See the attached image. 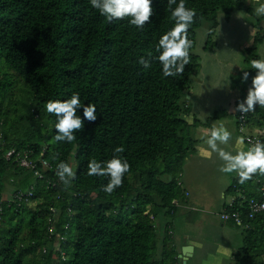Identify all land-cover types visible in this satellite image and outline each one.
Segmentation results:
<instances>
[{
  "label": "trees",
  "instance_id": "1",
  "mask_svg": "<svg viewBox=\"0 0 264 264\" xmlns=\"http://www.w3.org/2000/svg\"><path fill=\"white\" fill-rule=\"evenodd\" d=\"M242 5L243 0H185V7L196 10L188 30L193 42L189 62L179 77H164L149 54L155 55L157 37L173 23L169 8L175 3L152 0V15L138 29L127 17L105 21L89 0H0L1 150L30 148L33 159L41 152L49 163L43 168L36 160L29 168L0 156V194L6 183L14 184L10 197L0 199V264L178 263L172 223L166 221L160 229L155 218L160 212L173 217L185 198L182 164L195 151L200 123L185 118L183 101L199 68L192 51L195 30L207 21L206 44L212 43L217 13L228 18ZM263 40L260 28L254 49ZM252 50L245 48L249 80L241 81L240 72L232 81L238 99L255 70L250 60L259 58ZM138 56L149 58V67L137 63ZM74 91L83 103L96 105V119H84L77 109L82 127L74 130L73 141H53L54 117L44 102ZM247 121L263 125L264 106L254 105ZM118 145L124 151L116 155L130 167L120 186L106 193L99 188L106 178L87 175L86 163L107 159ZM58 160L76 172L68 185L54 175ZM260 186L262 173L242 184L235 175L225 189L234 202L223 207L240 213L241 226L261 222L264 241V211L247 217L245 201L258 196ZM17 190L31 193L13 199ZM254 246L253 264H264V247Z\"/></svg>",
  "mask_w": 264,
  "mask_h": 264
},
{
  "label": "clouds",
  "instance_id": "2",
  "mask_svg": "<svg viewBox=\"0 0 264 264\" xmlns=\"http://www.w3.org/2000/svg\"><path fill=\"white\" fill-rule=\"evenodd\" d=\"M168 4L175 3V7L169 8L170 17L173 21L167 30L157 37L154 45V59L159 63V70L164 77H179L184 71V65L189 62V48L192 40L189 39V27L196 16V10L192 7H185V0H167ZM152 0H89V4L96 9L98 14L103 16L105 21L111 22L114 19L127 17L130 25L138 29L144 27L145 22L152 15ZM255 12L264 15V0L257 5ZM150 59L145 56H138L137 63L144 68L149 67ZM250 67L255 69L251 76L245 95L237 99L234 106L241 114L253 111L254 105L264 106V58H252ZM240 80H249V73L243 71ZM228 82V81H227ZM88 121L96 119V105L89 101L83 103L78 92H72L64 98H53L44 102V110L51 113L52 139L59 142H70L75 137L74 130L82 127L81 115ZM232 133L223 125H214L208 130L206 137V148H201L204 156H211L215 153L222 162L218 165L221 173H235L239 183L250 179L251 174L259 172L264 174V140H257L247 148H241L235 152L227 151L221 145L228 144ZM122 146L113 148V155L105 160L89 159L86 163V172L89 176L105 177L106 182L101 183V191L111 193L122 183V177L129 170V162L122 155ZM54 175L64 185H68L75 177L74 168L64 160H58L55 164Z\"/></svg>",
  "mask_w": 264,
  "mask_h": 264
},
{
  "label": "rangeland",
  "instance_id": "3",
  "mask_svg": "<svg viewBox=\"0 0 264 264\" xmlns=\"http://www.w3.org/2000/svg\"><path fill=\"white\" fill-rule=\"evenodd\" d=\"M247 2H251V4H253V0H245V4ZM236 14L238 15L235 16V18L238 16L239 18H236V20L234 18L235 21L233 20V23L235 25H233L231 28L235 34H232L231 30L229 31L225 27V23L223 19L224 14L221 11L217 13L216 15L217 24L214 27V31L210 37L211 40H215V42L214 41L212 43L208 42L206 44L207 30H208L207 21L204 20L196 28L195 42L192 47V51L198 57L199 68L196 75L191 76L190 86L183 100L184 102L188 101L189 103H192L193 99L190 100L187 94L189 92H192L193 89L194 91H196L199 88V86H202L201 89L204 91L205 94L203 95L201 93L200 94L201 100L196 101V103H199V105L197 106H200V109H196V110H200V113H204V115L208 114L212 118L218 115L224 116V118L227 119L229 123L233 122V118L230 114H225V111H227L229 105L228 103L230 101V96L232 95V92L234 91L235 93L234 88L236 87L235 85H233L232 81L234 80V78H237L240 75L239 70L242 67H246L245 57L247 56V53L244 47L247 46L253 47V50L251 52L254 53L256 52V49H258L257 47L260 46L257 43L256 44L257 47L254 49V46L251 45L253 42V37L250 36L251 34L249 33V27L246 28L241 25L240 18L242 16V10L237 9ZM218 35H220L219 40L217 38ZM224 36H226V39H228L227 42L226 40L225 41L222 40ZM246 42L248 44H246ZM244 44L245 46H243ZM262 45L264 46V42L262 43ZM234 62L237 64L235 68L232 67ZM229 88H233V89L229 91ZM199 91L200 90H197V92ZM202 121L203 119L200 120V123H202ZM201 135L202 134L200 133V139L204 140L205 142L206 135L203 136ZM221 147H224L225 150L227 151H232V152L236 151L235 149L232 148V144L229 142L228 144L221 145ZM197 155L198 154L193 153L192 155H190V157H186L183 161L180 179L181 181L185 182V185L187 183H190L191 185L197 187L199 184L195 185L193 183H195V181H198L200 179L199 178L200 176L203 177L201 179H203L204 181L206 179H209L213 183L216 180H220V184L224 182L221 180L229 179V175H231L232 173H221L220 171H218V165L222 162L219 160V158L215 153H213V155L210 158H204ZM199 165L201 166L205 165V166L203 168H199L198 167ZM13 188H14V184L6 183L3 187L2 193L0 194L1 196L0 199H7L8 197H10L11 190ZM219 199L217 198V200ZM215 200L216 199L213 198L212 202H209L213 207H209L210 211L207 213L209 215L206 218L207 219L210 218L214 225H219L220 219L215 214L217 212L215 207L218 208V205H216ZM195 213H199L197 209H193L191 210V212H189L183 206V203L180 202L173 217L163 215L160 212V215H157L155 219L160 229L163 228V225L166 221H170L174 229V234H175L174 236H179V239H181V236L183 235V231H186L185 222L187 216L192 215L193 218L195 217L194 216ZM194 225H196V223L192 222L188 224V226H190L191 228L194 227ZM210 229L211 230L209 231V229H207L206 226L203 227V230L209 233L207 234L208 242H210L209 245L210 247L208 248V252L206 253L207 248L204 249L203 254H201V252H198L195 256L196 257L195 260L189 261L187 264H221V261H225L224 264H236L235 261H234L235 263L234 262L232 263L227 259H223L222 255L219 254L220 249L218 245L215 243L216 239L218 238L216 236L219 235H214V232L212 234V228ZM225 245L227 246L230 245L236 248L238 246V241L232 238L231 240L225 241ZM220 253L226 256L225 253L223 252ZM261 258L264 259L262 256ZM177 264H185V263H183L182 259L180 258ZM237 264H243V263H237Z\"/></svg>",
  "mask_w": 264,
  "mask_h": 264
},
{
  "label": "crops",
  "instance_id": "4",
  "mask_svg": "<svg viewBox=\"0 0 264 264\" xmlns=\"http://www.w3.org/2000/svg\"><path fill=\"white\" fill-rule=\"evenodd\" d=\"M255 2V3H254ZM261 2V0H253V4L251 2H247L245 4V0H243V5L242 7L240 6L239 8L233 9L229 15L228 18H223L225 27L231 32L232 34H235L234 31H232V26L235 25L233 23V20L236 14L237 9L242 10V16L240 18L241 25L244 27H249V33L251 34L250 36L253 37V42L251 45L254 44V36L257 33V31L261 28H264V15H259L255 12V8L257 5ZM246 5V6H245ZM247 6L249 8H247ZM236 18H239L236 17ZM235 18V20H236ZM249 19V20H248ZM234 20V21H235ZM219 36H217L219 40ZM228 36V35H226ZM226 36L222 38L223 41L226 39ZM215 42V40H213ZM264 42H258L259 47L256 49V53L259 58H264V46L262 43ZM220 43V42H219ZM230 43V42H229ZM246 44H248L246 42ZM245 46V44L243 45ZM248 47V46H247ZM250 47V46H249ZM255 47V48H256ZM246 48V47H244ZM230 49V47H229ZM233 50V49H232ZM258 51V52H257ZM237 64L234 62L232 67L235 68ZM246 70V67H242L239 71L243 72ZM234 72V71H233ZM239 72V73H240ZM255 73V70H254ZM254 73L252 75H254ZM235 74V73H234ZM250 75V78L251 76ZM202 86H199L197 90H200L199 92L193 91L189 92L187 96L189 97L190 100H192V103H189L188 101L185 102V105L187 107V112L185 114V118L188 121H191L193 118H198L199 120L203 119L202 123H199L196 128L194 135H196V145H195V151L193 152L194 154H198L197 156L204 157V158H210L211 156H204L201 153V148H206V140L200 139V133L203 135H208V130L213 127L214 125H219L223 124L231 133V139L229 143L232 144V148L235 149L236 151L241 149V148H247L248 145L244 139V134L238 130V125H237V118L234 115V109L235 106V101L238 99L240 93L237 88L232 92V95L230 96V101L229 105L227 108V111H225V114H230L233 118V122L229 123L227 119L224 118V116H214L213 118L209 116L208 114L204 115V113H200L199 103H196V101L201 100V93L204 95V91L201 89ZM233 88H229V91L232 90ZM193 106V107H192ZM198 111V112H197ZM234 116V117H233ZM222 117V118H221ZM250 129L251 128H257V125L254 124H249ZM240 134V135H239ZM243 136V137H242ZM203 138V137H202ZM205 139V138H204ZM192 153V154H193ZM190 154V155H192ZM190 155L188 157H190ZM205 165L201 166L199 165V168H203ZM198 168V169H199ZM235 176V173L233 172L231 175H229L228 180H221L224 181L222 184H220V180H216L214 183L206 179L205 181L201 178H199V182L195 181L193 184H199L197 187L191 185L190 183H187L185 185L184 181H181V186L184 188L185 191V198L182 201L183 206L191 212L193 209H197L199 213H195V217L192 218V215L187 216L186 219V231H183V235L181 236V239H179V236H174V242L178 250V256L182 259L183 263L187 264L189 261H194L195 256L198 252H201L203 254L204 249L207 248L206 253L208 252V248L210 247V242H208V237L207 234H209L207 231L203 230V227L206 226L209 231L212 228V234L214 232V235H219L216 236L218 237L215 241V243L219 247V251L223 252L226 254V256L222 253L219 252L220 255H222L223 259H227L231 261L232 263L235 261L237 263H243V264H253V254L255 252V246L254 244L258 242L261 244L262 247H264V241L262 239V235L259 234L260 230L263 229V225L261 222H257L255 225L249 226H241L236 223H234L231 220H222L219 217V212L222 210L223 205L225 202H227L229 195L225 193V189L228 186V184L231 182L232 178ZM181 180V179H180ZM196 180V179H195ZM187 182V180H186ZM215 198L216 200V205H218V208H216V215L220 219V224L219 225H214L212 223V220L209 218L207 219L209 214H207L210 210L209 207H213L209 202H212V199ZM217 198L219 200H217ZM202 208V209H201ZM196 223L194 227L188 226L190 223ZM199 223V225H198ZM193 232V233H192ZM175 235V234H174ZM214 237V238H216ZM213 238V239H214ZM237 240L238 241V246L236 248L230 246V245H225V241L231 240V239ZM184 245L190 246L186 252L187 256H182L181 253V247ZM224 248V249H223ZM216 252V251H215ZM251 254V255H250ZM251 257H250V256ZM260 255L264 258V249L260 253ZM227 257V258H226ZM225 261H221V264H224ZM234 262V263H235Z\"/></svg>",
  "mask_w": 264,
  "mask_h": 264
},
{
  "label": "built area",
  "instance_id": "5",
  "mask_svg": "<svg viewBox=\"0 0 264 264\" xmlns=\"http://www.w3.org/2000/svg\"><path fill=\"white\" fill-rule=\"evenodd\" d=\"M234 114L237 118V125L238 130L244 134V139L249 146L250 144H254L257 140H261V136L264 133V124L258 126L257 128H251L248 125L247 121V113L241 114L239 111H234ZM2 146H0V156L2 155L5 159L13 160L19 166H26L29 168H34L36 164V160L40 161L43 168H48L49 163L45 158L41 156V152L38 154L37 159H33L31 156L32 150L30 148H24L22 150H16L14 147H10L5 149L4 151L1 150ZM36 171V170H35ZM36 173L38 176H42V173L39 171ZM13 196L17 200H21L27 195H30V190L28 191H13ZM11 195V194H10ZM236 195L242 197L241 192L237 191ZM234 195H229V200L227 203L231 205L234 202ZM245 198V197H243ZM1 201V200H0ZM173 202H177L175 199L172 200ZM246 201V211L247 217L252 218L257 213L264 211V186H260L259 188V195L258 196H249L245 198ZM0 212H1V205H0ZM219 217L222 220H231L234 223L240 225L242 223V218L240 213L237 210L229 211L225 207L219 212ZM51 229L50 226H48ZM58 235V233H57Z\"/></svg>",
  "mask_w": 264,
  "mask_h": 264
},
{
  "label": "water",
  "instance_id": "6",
  "mask_svg": "<svg viewBox=\"0 0 264 264\" xmlns=\"http://www.w3.org/2000/svg\"><path fill=\"white\" fill-rule=\"evenodd\" d=\"M189 247L190 246H188V245H184V246L181 247L182 256H187L186 252H187Z\"/></svg>",
  "mask_w": 264,
  "mask_h": 264
}]
</instances>
